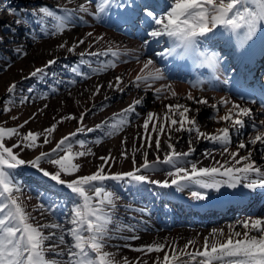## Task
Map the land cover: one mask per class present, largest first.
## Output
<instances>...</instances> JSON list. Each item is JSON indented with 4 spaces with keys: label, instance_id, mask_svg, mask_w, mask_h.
<instances>
[{
    "label": "snow or ice",
    "instance_id": "6c2138e0",
    "mask_svg": "<svg viewBox=\"0 0 264 264\" xmlns=\"http://www.w3.org/2000/svg\"><path fill=\"white\" fill-rule=\"evenodd\" d=\"M93 4L95 11L91 15L97 19H100L113 6L138 9L139 15L143 17V20L139 22L152 25L151 30L147 31L149 39L143 41V46L146 48L150 45V40L159 42L164 37L173 44L171 48L157 52L156 55L160 57L173 54L186 55L198 48L199 41L215 36L218 28H224L237 35L240 41L238 47L243 50L240 54L244 55L245 46L258 30L264 29V0H169L167 9L160 14H157L148 0H80L75 8L58 6L64 15H58L48 6L33 9L28 15L36 18L37 23L42 25L41 32L44 35L55 37L64 33L68 24L74 22V17L83 22V17H77V13L89 14V6ZM9 11L15 12L11 9ZM53 22L54 26H49ZM15 23L23 24L24 21L16 19ZM87 36L91 38L93 33L88 32ZM95 42L96 40L88 45L87 50L78 54L77 66H66L65 70L80 79H88L90 73L82 71L81 66L89 68L92 74L115 68L120 54L111 48L103 52L92 51L91 48ZM3 43L4 37L0 36V44ZM84 44L86 41L81 38L71 43L61 42L58 48L74 53ZM14 52L17 55H27L20 45L14 49ZM108 55L114 59L102 62L99 68L92 66L89 58ZM200 55L203 56L209 68L214 70L217 67L218 54L200 53ZM56 63V58L48 59L42 66L34 68L24 79L46 78L49 74L55 78L56 73H50L49 70ZM153 65L154 61L148 59L141 69L142 74H137L132 81V86L139 87L143 83L151 87L149 81L162 80L163 72L158 67L150 68ZM62 83L65 82L56 79L57 85ZM76 83V79L67 81L68 85ZM17 87V82H13L6 91L8 94H13ZM104 87L103 84H96L92 96L99 95ZM106 87L124 92L128 85L121 76H116L114 81L107 83ZM27 91L32 93L34 90L30 87ZM51 91L56 92L57 88L52 87ZM168 92L173 98L177 96L168 85L155 89L158 98L167 99ZM44 98H47L46 95ZM28 99L27 96L23 97L21 103ZM104 99L107 100L109 97L105 96ZM186 99L200 105L209 104L207 98H198L190 93ZM142 102L140 98L133 99L119 113H114L110 120L101 121L94 127L84 123L91 109L81 111L78 116H63L42 132L29 130L26 134H21L19 131L35 119V114L16 127L0 126V264H114L113 257L116 253L104 251L114 234L126 229L132 234L121 237L125 241L137 240L139 236L135 234L136 229L132 225H122L119 222L117 201L120 197L114 191L104 187L106 181H116L127 185H151L159 189H174L176 192L183 191L189 185H197L199 189L214 190L220 196L229 198L264 193V168L258 166L252 158L253 149L258 144L264 146V131H258L247 142L240 141L236 150H232L230 148L232 133L240 132L245 127V118L251 116L252 110L224 98H221L220 104L225 107L229 104L231 106L227 107L223 115L216 117L217 123H223L224 126L213 132L201 130L197 119L189 115L193 109L187 105L178 102L165 104L163 114L148 112L140 125L143 132L138 133L134 138L139 141V145L131 154L132 168L130 170L111 171L115 167L116 157L109 152L99 157L102 163L95 172L82 176L75 175L81 169V164L75 161L94 155L92 148L87 146V142L77 138L78 134L104 129V135L114 136L130 126V117L136 114L137 107ZM47 107L48 105L45 104L44 108ZM212 107L219 112L217 105L213 104ZM103 109L104 105L101 104L100 110L103 111ZM3 112H10L7 104L3 107ZM10 118L16 120L18 117ZM67 120H77L80 126L55 141L54 146L48 151H40L28 159L23 158L25 151L52 144L53 134L58 126ZM253 127L264 128V120H261L259 125L254 123ZM180 132L195 134L194 139L197 142L208 140L220 145L218 150H206L202 154L205 159L211 161L209 166H198V161L188 159L195 152L193 140L188 141L186 151L177 150L173 133ZM13 137H18L17 142L7 146L6 141ZM127 140V136L121 139L122 148L125 149L121 152L123 159H129V153L126 150ZM102 141L103 136L97 138L94 143L99 145ZM74 145H78L81 150L74 152ZM165 146L167 151H164ZM153 147L156 155L150 161L149 153ZM246 148L249 149L247 154L242 155L241 150ZM136 153L141 154L142 162H137ZM218 155L223 159H217ZM44 164L53 166L55 170L49 171L43 166ZM25 166L35 169L56 185L65 186L76 197L71 215L67 219V224L71 227L66 228L63 222L41 220L34 215L36 212H39L41 216L45 213L54 215L50 206L40 204L38 208L28 210L22 198L23 185L14 175L19 168ZM162 166H168L165 172L167 178L163 180L154 178L152 173L160 171ZM240 189L246 191L241 192ZM190 195L197 201L209 198L208 191H192ZM137 211L146 210L137 209ZM237 227L242 228L243 231L235 228L227 233L223 230H213L212 235L206 237L199 248L195 247V242L191 240L183 247L162 242H153L140 247L125 243L123 247L144 255L164 253L162 258L158 256L151 264H264V217H248L238 221ZM66 237H70L71 242ZM122 259L124 264H142L139 257L131 262L127 257ZM143 264L147 262L144 261Z\"/></svg>",
    "mask_w": 264,
    "mask_h": 264
},
{
    "label": "bare ground",
    "instance_id": "6f19581e",
    "mask_svg": "<svg viewBox=\"0 0 264 264\" xmlns=\"http://www.w3.org/2000/svg\"><path fill=\"white\" fill-rule=\"evenodd\" d=\"M21 5H26L29 3L28 1L31 0H19ZM80 3V0H59L57 3L58 6H66L75 8ZM60 9V7H58ZM92 8H89V14H86L84 19L87 22L83 24H76L73 28L65 30L63 34L57 35L55 37L50 35H44L41 32V29H35L33 24H30L31 28H34V31L28 29L24 23L23 24H16L15 20L18 17L8 10L4 8L0 9V24L4 26L3 34L1 36L4 37V43L0 44V71L4 70V73L0 74V91L3 93L7 87L13 83L17 82L19 85L21 82L26 81L29 83V88L31 87L34 91L29 93L27 90V97L29 99L26 102H33L32 106L29 107L28 113L26 115L21 116L19 111L10 110V112L5 113L3 116L4 118L12 121L10 118L11 116H18L20 115V120L16 123H20L23 120L27 119V117L35 116L40 120L42 124H45L46 121H50L52 117H57L58 115H62L65 112L74 113L73 115L78 116L81 111L86 109H91V112L86 116L84 123L89 127H94L95 124L101 123V121L110 120L113 117L114 113H119L121 109L127 107L133 99L140 98L142 99V103L137 107V112L135 115H132L131 124L123 129L122 132L116 134L115 136H107L104 135V129H101L102 132L100 134L105 138L109 137L108 140L102 141L101 144L94 146L98 155L108 154L109 152L112 153L113 156H116L120 149L121 139L123 136H127L129 140L136 141V147L139 145L138 140H134L137 137L138 133H142L143 129L140 127L142 125L144 118L148 112L160 113L163 114L164 112V105L170 103H181L185 104L193 111L189 113L190 116H196L197 113V120L201 130L205 132H212L211 124H207L200 116V111L196 113L197 108L200 107L192 101H188L185 98V93L187 89L184 85L179 83H174L169 85L171 91H175L177 96L173 98L170 92L167 93L168 98L163 99L162 97L157 98L154 102L150 103L152 99L149 95V89H156L163 87L160 82H149L151 87H147L145 84L141 83L139 87L132 86V81L135 80L137 74H142L141 69L143 64L146 62H140L136 59H128L125 63L123 62V57L119 56L120 62L116 65L115 68H108L106 70L100 71L99 73L92 74L90 70V78L88 79H80L76 77L77 83L75 85H68V80H63L62 76L69 75V72L65 70L64 67L59 66V62L65 60H76L79 58V53L83 52L88 49V45L92 44L94 40L96 42L93 46L95 48L92 51H103L105 48L109 46H113L112 49L116 48V44L119 46L126 47V50L131 49L132 52L129 53L131 56H137L139 54L138 45L135 44L133 41L126 40L124 37H121L116 34L108 33L104 31L102 28H97L96 26L89 24L88 21H91L93 16L91 15ZM92 32L93 37H88L87 33ZM8 36H4V35ZM35 37V38H34ZM102 37V39H97ZM85 39L86 44L79 46L75 52L71 55L66 49L58 48V45L61 42L68 41L69 43L77 41L79 39ZM22 46L24 51L27 53L26 56L17 55L14 52V49L18 46ZM101 49V50H100ZM56 58L57 63L52 66L49 70L51 72L56 73V77H52L49 74L46 78H30L24 79V77L28 76V74L36 67L42 66L48 59ZM10 65V67H7ZM101 67V64L97 65L96 68ZM153 68V66H150ZM147 71V70H145ZM116 76H121L128 87L124 92L114 91L108 89L106 87L109 81H114ZM56 79H61L65 83L56 84ZM56 84L58 86L56 92L50 91L49 98H44L45 96L42 95V82ZM96 84H103L105 85L102 88L101 93L96 96H92V92L94 91V87ZM46 87V86H44ZM87 89V91H85ZM25 91V92H26ZM116 93V97L118 100L116 102H112L110 97L108 96L109 93ZM69 93H71L69 95ZM1 94V93H0ZM4 95H0V100L4 98ZM22 95L16 96L14 104L21 105L18 103ZM107 96L109 99L105 100L104 97ZM47 104L48 107L44 108V105ZM104 105L103 111L100 110V105ZM11 105V102H9ZM42 109V113L39 112ZM41 113V114H40ZM8 121L7 123H9ZM32 124V122L30 121ZM9 124H14L12 123ZM46 125V124H45ZM80 126L77 120H67L64 121L62 124L58 126L57 131L53 134V143L49 144V147L46 149H51L54 146L55 141H58L62 136L67 135L70 132H73L76 127ZM99 131V130H98ZM98 131H93L91 133L84 132L79 135L83 134H95ZM174 142L176 143L177 150H186L188 149V141L193 140L195 144L202 143V140L197 142L194 139L195 134H188L187 132H180V133H173ZM163 144V138H162ZM194 144V143H193ZM45 149V150H46ZM42 149L35 150L29 157H34L40 151H45ZM167 151L166 146L164 147V151ZM213 149H208L207 151H211ZM204 150L203 152H205ZM151 153V154H150ZM149 153V160L151 159L152 154L155 156L154 147L150 150ZM136 160L138 163L142 162V157L140 153H136ZM217 159H222L219 156L216 157ZM203 163L211 164V161L208 159H203ZM132 168V159L131 155L129 159H123L115 161V167L111 169V171L119 172V171H128ZM27 174V173H26ZM29 176V175H27ZM152 176L157 179L158 173H152ZM188 187V186H187ZM186 187V188H187ZM185 188V189H186ZM184 189V190H185ZM28 196V194H27ZM25 200V203L28 206V210H32L33 208H38L30 199H26V197H22ZM118 203V208H121V212H123L125 217L120 218V223L130 224L133 228L136 226H140L141 222H143V217L141 218L140 214L135 210L130 203L124 200V198H120ZM121 206V207H120ZM140 212V211H139ZM142 215V212H140ZM39 219L47 220L45 216H41L39 212L34 213ZM135 216V217H133ZM65 224V223H64ZM119 233L125 234L126 236L131 235L129 231L126 229H122ZM137 232H135L136 234ZM144 232L139 234V239L137 240H130V241H140L143 244H151L153 242H162L168 245L178 244L179 246L183 247L188 241H194L195 247L199 248L204 241L203 233H199L192 230H174L170 232ZM138 234V233H137ZM136 234V235H137ZM121 239V238H118ZM125 242V241H123ZM155 254V253H154ZM163 252L156 253V258L159 256L162 258Z\"/></svg>",
    "mask_w": 264,
    "mask_h": 264
},
{
    "label": "rangeland",
    "instance_id": "374dc122",
    "mask_svg": "<svg viewBox=\"0 0 264 264\" xmlns=\"http://www.w3.org/2000/svg\"><path fill=\"white\" fill-rule=\"evenodd\" d=\"M29 3H26V5H22V6H19L17 11L19 12H15V13H12L16 16L19 17V19H22L24 21V23L26 25H29V22L26 21L28 18L26 16V14L28 12H30L31 10L33 9H38L40 6H48V7H51V8H54V0H31V1H28ZM14 7V5H13ZM11 7H6V10H10ZM13 9V8H12ZM4 29V26L2 24H0V36L1 34H3V30ZM4 36H8L7 34L4 35ZM95 48V46H93L91 48V50H93ZM71 55L73 53H70ZM61 65H63V62H60ZM59 64V65H60ZM66 66H69V65H66ZM65 66V67H66ZM1 67V66H0ZM4 73V70L2 68V70L0 71V74ZM73 76H70V75H67V76H64V79L66 80H69L71 79ZM49 88L52 89V87H56L54 84H51V83H47ZM46 85V84H45ZM47 86V87H48ZM8 88V87H7ZM25 88H27V84L26 82H21L16 91L13 93V94H8L6 89L4 90V92L2 93L0 91V95H4V98L0 100V126H5V127H16L18 125H20L21 123H23V121L20 123H16L18 122V120H20V115L23 116V115H26L28 113V109L30 106H32L33 102H23L21 103V100L18 102V103H21V105H16L12 102H14L16 95H22L21 97H25L27 96V92H25ZM48 90L49 89H46L44 88L43 91H42V94L43 96L46 95L47 98H51L52 95L50 96L48 94ZM108 96L110 97L109 100H111L112 102H116L118 100V98L116 97V93L113 92V93H109ZM9 102H11V105H9ZM5 104H7V106L10 108V110H16V111H19L20 112V115L16 116L18 117L16 120H12L14 122V124H9V123H12V121L4 118V112H3V107L5 106ZM41 112V110L39 111ZM42 113V112H41ZM40 113V114H41ZM74 113H71V112H65L64 114L62 115H58L57 117H52V119L50 121H46V125L45 124H42L40 122V120L35 116V119L32 120V124L29 123L27 124L23 129H19L20 133L21 134H26L29 130L33 131V132H42L43 129L49 127L51 124L55 123L57 120H59L61 117L63 116H67V115H73ZM30 117V116H29ZM29 117H27V119H29ZM55 118V119H54ZM25 119V120H27ZM8 121H10L9 123H7ZM92 137L94 138L93 141H91ZM101 136L97 135H93V136H90V135H79L78 134V139L80 140H85L87 142V146L88 147H91L92 148V151L94 153V155H91V156H87V157H83V158H80L78 161H75V162H78L81 164V169L78 173H76L75 175H88V174H91L92 172H95L97 167L102 163V161L99 159L100 156H105L107 154H102V155H98V153L96 152V149L94 146H96V144L94 143V141L99 138ZM18 140V137H13L12 139L10 140H7L6 141V144L7 146H11L12 144L16 143ZM103 141H106V140H103ZM136 141H133V140H127V152L129 153V156L132 154V152L135 150V147H136ZM49 147V144L48 145H44L43 147L41 148H37V149H42V150H45L46 148ZM36 149V150H37ZM49 149H46L45 151H48ZM81 150L79 148L78 145H74L73 147V151H79ZM125 150L122 148V145H120V149L118 151V153L116 154V159L118 160H123V158L121 157V152ZM18 151V150H17ZM35 150H28V151H25L23 153V158L25 159H28L30 158V154H32ZM166 151V150H165ZM180 151H184V150H180ZM63 154V153H61ZM151 154V153H150ZM137 156V154H136ZM154 155L152 154L151 156V160L154 159ZM189 159L191 161H195V160H192V158L189 157ZM45 168H47L49 171H54V167L51 166V165H48V164H44L43 165ZM23 168H26V169H33L31 167H21L17 170V172H15V174H17L20 170L22 171ZM36 173L40 174L38 171H36L35 169H33ZM168 170V166H162L161 167V170L158 171V175H159V179L163 180V179H166V175H165V172ZM23 172V171H22ZM43 179H45L46 183L49 184V185H54V182H52L50 179L48 178H45V177H42ZM62 178H65V179H71L72 177H62ZM20 180V179H19ZM111 184H112V181H106L104 183V187L109 189V190H112L111 188ZM44 186V185H43ZM119 186H121V183L119 184ZM127 187V184L124 185V188ZM76 198V197H75ZM125 244V243H124ZM128 244H131L133 247H140L142 245H146V244H143L139 241L137 242H134V241H128ZM122 246H114V245H107L105 248H104V251H108V252H112V253H116V255L113 257L114 259V264H124V260L122 259L123 257H127L128 260L131 262V261H135L138 257L140 258V260L142 261V264L144 261L147 262V264H151V262L153 260L156 259V253H152V254H149V255H144L143 253H140V252H136V251H132L130 248H127V247H122Z\"/></svg>",
    "mask_w": 264,
    "mask_h": 264
}]
</instances>
